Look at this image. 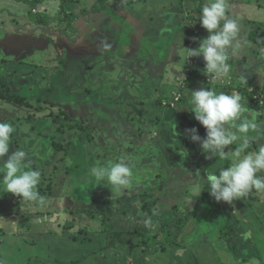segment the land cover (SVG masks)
<instances>
[{
    "label": "crops",
    "instance_id": "crops-1",
    "mask_svg": "<svg viewBox=\"0 0 264 264\" xmlns=\"http://www.w3.org/2000/svg\"><path fill=\"white\" fill-rule=\"evenodd\" d=\"M36 1L0 0V4L14 3L17 6L12 11L10 9L8 11L7 6L1 8V14L7 17L20 16L28 7L27 13L32 7L36 8L38 12L43 11L40 15L45 14L47 17L43 26L54 28L60 36V29L63 26L57 28L54 25L56 20H52L51 14L56 13L58 8L63 6L66 8V13L76 14L79 11L84 16L87 11L95 9L89 6L92 7L96 0H44L41 3ZM35 2L36 5H33ZM204 3L205 0H106V7L103 10L105 16L117 22V25L114 24L115 30H123V32L127 30L130 38L134 36L132 40L143 45L148 44L153 49L152 54L156 53L155 57L165 62L164 76H160L162 72L154 73L158 74L155 78L157 82L152 83V91L156 98L165 97L172 90V88L159 89L165 80L172 79L175 74L183 77L186 68L190 66L191 69L197 68L196 71L190 72V74L195 73L194 79L191 78L194 81L183 90L179 107L162 109L165 116L161 118L162 121L154 124L155 138L152 141L155 142L160 153L158 162L154 159L149 164L150 167L154 165L155 169L159 170L158 175L163 168L168 170L172 167L174 171L179 172L173 176L175 184H172V190L186 196L182 198L186 207L179 206L177 210L181 215L173 212L169 208L171 204L167 206L163 200L156 201L152 213H145L141 202L138 205V199L133 194H127L124 201H118L119 208L110 210L112 212L109 216L105 215V223H101L99 216L93 215L90 224L77 228L87 233L85 237L76 238L72 233L75 231L73 230L75 226L65 225L55 228L52 226L47 229L45 218L34 217V221L37 222L30 224L29 228L28 221L25 220L26 215L31 216L41 212L44 207L37 208L38 206H35L37 202H25L18 196L4 193L0 186V264H70L71 261H76L74 264H264V195L253 191L248 197L234 200L232 205L223 201L217 202L210 196L207 191L209 186L203 179H206L207 172L217 171L220 167L226 168L228 162L215 157L211 160L205 159L199 142H192L183 134L185 129L197 126L198 122L194 119V114L183 106L188 98L187 92L209 87L217 93L224 92L229 95L239 93L242 97H246L248 110L243 114L242 119L255 125V128L247 133L248 151L258 150L260 146H264V109L260 108L253 101V95L246 91L249 86L257 91L264 90V67H261L259 60L264 61V49L256 47L251 37L253 35L250 36V33L255 34L259 27L264 29V0H229V16L237 20L239 28L235 42L239 47L234 52H230L228 60L231 73L234 66H239L238 61L242 64L241 69L239 67L238 70L235 69L233 73L235 80L230 85L221 83V79L225 77H215V80L209 78L211 76H208L209 79L205 76L201 78V70L205 66L202 56L187 58V48H197L199 39L207 35L198 20ZM78 4L81 6L78 7ZM91 25L94 26L95 23ZM101 27L104 32L108 30L105 24ZM246 27L250 30L249 35L245 34ZM37 33L36 36L31 35L34 45L49 37L48 32L38 36ZM105 36L106 33H100L102 41L106 40ZM130 38L125 42L123 33L116 37L124 44L129 43ZM124 55L128 58L129 53ZM255 62L260 68H256ZM9 65L15 66L14 62ZM196 73L201 76L197 77ZM28 116H19L10 111L1 117L0 122L11 123L16 129L11 137L9 152L23 149L28 153L27 161L30 167L41 173L37 188L39 192L42 191L41 196L45 197L43 204L46 208L49 209L53 205V200L64 204L73 203V200L77 203L84 202V191L89 187L87 182V184H77L74 179L67 186L62 184L51 188L48 185L47 191L42 188L41 184H53L56 181L54 173L58 169V163L53 164V162L58 158L54 159V150H52L56 142L45 139L34 120L29 122L33 117L29 116L28 122L25 123L24 118L27 119ZM172 119L178 125L180 134L177 137L172 134L170 128ZM196 129L202 138L206 135L204 129ZM55 146L59 147L58 144ZM76 148L77 144H73L64 152L75 156ZM228 148L234 149L235 145H229L225 151ZM47 153L49 159L43 157ZM150 157L153 158L152 155ZM186 164L192 165L194 171H191L192 168ZM65 165V175L76 166ZM196 170L200 171L201 176L195 175ZM90 173L85 170V173L80 174L85 177ZM190 173L194 175L193 182ZM2 175L0 173V177ZM258 175L264 176V172ZM182 176L185 177L184 182L181 181ZM55 184H61L60 180ZM188 184L198 185V188H194L191 194ZM138 186L133 184V188H137L136 193ZM200 188L204 190L199 195ZM15 204L18 206L17 212H8L7 209ZM21 208L23 209L20 210ZM146 218L151 220L150 227H145L143 223ZM109 231L121 232L114 246L111 247L107 245ZM245 233H250V238L245 239Z\"/></svg>",
    "mask_w": 264,
    "mask_h": 264
},
{
    "label": "rangeland",
    "instance_id": "rangeland-1",
    "mask_svg": "<svg viewBox=\"0 0 264 264\" xmlns=\"http://www.w3.org/2000/svg\"><path fill=\"white\" fill-rule=\"evenodd\" d=\"M102 1L96 0L92 7L90 5L89 8L95 9L87 11L88 13L84 16L79 11L76 14L73 12L71 14L63 13L61 11L62 7H59L57 12L53 14L52 20H56L54 25L57 28L63 25L59 22L60 19L67 21L66 24L69 23L68 28L61 29L65 37L63 35L59 36L58 31L55 32L54 28H46L43 25L39 26L34 22L35 17H44V15H35L36 13L33 11L32 14L30 13V17L28 15V17L24 18L29 7L20 16L14 15L8 17L17 19V22L24 26L22 30H19L22 33V37H24L22 42L27 40L28 43L33 44L30 40L33 38L31 35L36 36L37 32V36L44 32H48L47 35L49 36L45 41L40 40L39 43H36L33 48L34 51L28 57L29 64L33 62L36 65H41V67L31 70V67L28 65L23 72L25 75L32 73L33 70L38 72L35 86L28 92L26 86L20 85L18 87L21 97L29 95L27 99L32 104L28 106L24 105V103L15 104L14 102H10V105H7L9 111L17 113L19 116L29 115L31 117H33V113L35 114L34 106L38 107L36 108L38 109L36 116L31 118L29 122H33L34 120L36 125L42 130V136H45V139L48 141L50 139V141L56 142L59 145L58 148L55 145L52 148L54 150V159L58 158V160L56 159L53 162V164L58 163V169L54 173L56 181L53 184H41L42 188L47 191L49 189L47 188L48 185L51 188L62 184H66L67 186L74 179L77 184H89V187L84 191V202L82 203H77L73 200V203L66 202L64 204L60 201L54 202L53 200V205L48 209L43 203L36 201L37 205L35 206H38L37 208L44 207V210L31 216L26 215L25 220L28 221L27 226L29 228L30 224L32 225L37 222L34 221V217L45 218L48 226L47 229H50L49 227L52 228V226L55 228L56 226L64 227L65 225H71L75 226L73 227L75 231L72 232L75 237L84 238L87 233L77 228H82V226L84 227L88 223L90 224L93 215L99 216L101 223H105V215L109 216L112 212L110 210L119 208L120 203L118 201H124L127 194H133L139 201L138 205L141 202L140 193L147 192L148 190L149 192L153 191L154 194L160 197L166 198L167 196L162 195V192L167 186L172 188V184H175L173 177L170 178L168 174L171 172L175 175L179 174L178 171L171 169L165 170L167 172H161L163 175L168 176L163 186L158 176L155 179H149L147 174L144 178H138L135 175V167L140 168L146 164H150L151 160H159V148L152 141L155 138L153 134L155 129L154 124L157 121L156 112L157 106H159L155 101L157 98L152 91V83L156 80L155 78L158 74H154L152 69L159 65L163 75L166 64L159 57H153L152 50H143L145 53H137L132 57L131 55L136 51L138 42L131 40V44H124L120 43L121 39H116V37L123 33L124 36H127L123 40L128 42L127 40L130 36L128 31L123 32V30L114 29V24L117 25V22L111 21V19L105 16L103 12V5L105 3L102 5ZM5 6H7L8 11L9 9L10 11L15 10L17 7L14 3ZM79 6L81 5L78 4ZM63 9L65 12L66 8L63 7ZM32 16L35 17L32 18ZM12 23L16 24L15 20H12ZM91 23H95V25L92 26ZM104 24L108 29L106 32L101 29V26ZM90 26L91 28L93 27L91 33L88 31L91 29L89 28ZM259 29L261 31L255 33L257 35L263 34L264 29L260 27ZM13 32L15 33V30ZM101 32L103 34L106 33L105 41L101 40ZM249 33L250 30L246 27L245 34L249 35ZM251 35L255 36L253 32L250 33ZM14 39H17V37ZM259 48L264 49L262 45ZM127 53H129V57L125 58L124 54ZM112 58H115V61H111ZM131 59L142 63L143 68H139L138 71L135 69L134 73L131 69L133 67ZM259 60L261 67H264V61L262 59ZM122 62L121 67L120 64ZM237 63H239V66H234L233 73L235 69L238 70V67L242 68V64L239 61ZM254 65L256 68L259 67L256 62ZM123 67L125 76L122 75ZM233 73H228L227 78L222 79L223 83L233 82L235 80ZM172 77L168 81L165 80V83L159 89H170L174 86L179 88L182 86L183 78L179 74H175ZM53 78L56 81L51 87L50 84ZM24 79V77L17 80L14 79V84H22L20 82ZM122 79L126 81L124 84H121ZM141 81L142 83L139 84ZM86 88L91 89V93L87 92ZM180 93L177 92L176 94L179 95ZM171 94L170 91L165 97L174 98L176 95L175 91ZM137 96H139L138 98L141 97L142 103L132 101ZM179 96V100H181L182 95L180 94ZM113 97L116 98L117 103L111 101ZM27 99L24 97L23 101ZM68 124L86 126L90 129L91 136L81 140L82 129L80 127L67 128ZM195 128L205 129L199 122H197ZM79 140L81 141L79 142ZM73 144H77V155L75 156L64 152L66 149H69L70 145L73 146ZM45 147L47 151V146L45 145ZM43 157L49 159L48 153ZM121 159L132 170L131 183L129 187L122 190H117L111 185L107 186L104 182L96 184V178L92 173L86 174L85 177L80 174L81 172L85 173V170L91 172V168L97 161L104 164L108 160L119 161ZM65 164L76 166L69 174L65 175ZM188 166L192 168L191 171H194L192 165ZM191 176L193 182L195 178L194 175L191 174ZM181 178V181L184 182L185 177L182 176ZM58 180H60L61 184H55ZM133 184L139 185L138 193H136L137 188H133ZM178 185L185 186L183 184ZM187 186L191 194L194 188H198V185L194 184H188ZM75 198L78 197L75 196ZM149 200L153 199L150 198ZM166 202L167 206L171 204L169 208L173 212L181 215L177 213V209L185 201L181 200L178 202V205H175L176 203L172 199L166 200ZM17 208L18 206L15 204L10 209L8 208L7 211L17 212ZM69 263L74 264L76 261Z\"/></svg>",
    "mask_w": 264,
    "mask_h": 264
},
{
    "label": "clouds",
    "instance_id": "clouds-1",
    "mask_svg": "<svg viewBox=\"0 0 264 264\" xmlns=\"http://www.w3.org/2000/svg\"><path fill=\"white\" fill-rule=\"evenodd\" d=\"M229 7V0H205L198 20L207 35L199 39L197 48H187V58L203 57L205 66L201 71L207 77L226 76L230 70V52L238 47L235 43L239 31L238 22L229 16ZM249 88L246 91L250 94L257 91L254 88V91H250ZM187 93L188 98L183 106L194 114V119L205 128L206 135L202 138L195 127L185 129L183 134L192 142H199L205 159L215 157L228 162L226 168L220 167L217 171L206 173L203 181L209 186L207 191L210 196L217 202L232 205L234 200L248 197L253 191L264 195V176L258 175L264 172V146L248 151L247 133L255 125L242 119L248 110L246 97L239 93H217L209 87ZM170 128L175 137L180 134L177 122L173 119ZM15 131L11 123L0 122V173L3 174L0 186L4 193H11L25 202L44 203L45 197L40 195L37 188L41 173L30 167L28 153L23 149L9 152V144ZM229 145H235V148L225 151ZM91 173L96 178V184L104 182L117 190L127 188L131 183L132 170L122 159L108 160L104 164L97 161L91 168ZM195 175L201 176L200 171L196 170ZM202 190L204 189L199 191V195ZM143 223L145 227H150V218H146ZM244 238H250V233H245Z\"/></svg>",
    "mask_w": 264,
    "mask_h": 264
},
{
    "label": "water",
    "instance_id": "water-1",
    "mask_svg": "<svg viewBox=\"0 0 264 264\" xmlns=\"http://www.w3.org/2000/svg\"><path fill=\"white\" fill-rule=\"evenodd\" d=\"M43 1L44 0H37L36 2H40L41 3ZM36 2L33 3V5H36ZM5 5H7V4H1V6H0V61H3L5 63H10V64H12L14 62V65H16V67L18 68V73L22 77L25 78V82H21L22 83L21 85L26 86V90L28 92L32 87L35 86V80H36V77L38 76V72L36 70H33V72L29 73L28 75L23 74V72L26 70L25 68H27L28 65L31 67L30 68L31 70L33 68L35 69V68L41 67V65H33L32 66V65L28 64L29 63L28 57L31 55L32 51H34L33 48H34L35 45H33L30 42L28 43L27 40L22 42L24 40V37H22V33L19 30H22V28L24 26L22 24H20L19 22H17V19H11V18H8L6 15H2L1 14L2 13L1 8H3V7L5 8L6 7ZM33 11L36 13L35 15L43 13V11L39 10L40 12H38L37 9L33 8V7L30 9L29 13L32 14ZM29 13H27L24 16L28 17ZM51 15L53 17V14H51ZM29 17H30V15H29ZM33 17H35V16H33ZM46 19H47V17L44 14V17H35L34 18V22L37 23L39 26L45 25L44 22H42V21L43 20L46 21ZM12 20H15L16 24L12 23ZM64 22H67V21L64 20ZM89 28H91V26ZM101 29H102V27H101ZM14 30H15V33L13 32ZM88 31H89V33H91L93 30L91 28ZM13 37L14 38L17 37V39H14ZM133 37L134 36H131V38L129 37L130 38V40H129L130 44H131V40H132ZM126 38H127V36H124V39H126ZM190 45H191V43H190ZM154 49H157V48H154ZM143 50H147L148 51V50H153V49L148 44L147 45H143V44H140L138 42V44L136 45V51L137 52L135 51L134 54H132L131 56L133 57L137 53H145V51H143ZM139 51H142V52H139ZM154 54L152 55L153 57L157 55L156 53H154ZM15 56L20 58L19 60H25L24 61L25 64L20 63L18 59H15ZM149 57H150V55H149ZM111 61H115V58H112ZM131 61H132V64H133V67H131V69L133 70L134 73H135V69H136V71H138L139 68H143V64L142 63H139V62H137L136 60H133V59H131ZM0 64H1V62H0ZM122 64H123V62L120 64L121 67H122ZM191 67L192 66L186 68V70H185L186 72H185V75L183 76L185 79L183 78V80H182V86L179 87V88L174 86L172 88V90H171L172 94L175 91V94L177 92L178 93L181 92L180 94L183 95L184 94L183 90L185 89V87H189V86L186 85V80L194 78L195 73L190 74V72L197 70V68L194 67V69H191ZM152 70L155 71L154 73L162 72L161 67L159 65L156 66L155 68H153ZM122 75H124V76L126 75L124 73V67L122 68ZM196 75L198 77V76H201L202 74L198 75L196 73ZM160 76H163L162 73H161ZM55 81H56L55 78H53L51 80V84H50L51 87L55 83ZM121 81H123V79ZM154 82H157V80L153 81V83ZM141 83H142V81L139 82V84H141ZM177 95L178 94H176L174 98H172V97H158L155 100L157 105H159V106H157V113H156V115H157L156 116V120L157 121H159V122L162 121L161 118L165 116V113H163V110H165V109H168V110L169 109H176V108L179 107V105L181 104V100H179L180 96L179 95L177 96ZM24 97L28 98L29 95L24 96ZM138 97L139 96L134 98L132 101L135 102V103H142L141 97L140 98H138ZM111 101L112 102L115 101L117 103V100H116L115 97L112 98ZM34 107H35V114L33 113V118L36 116V113H37V110H38V109H36L38 107H36V106H34ZM260 108L264 109V107H260ZM262 111L263 110H261V112ZM259 116H260V114H259ZM261 118H262V116H261ZM205 131L206 130L204 129V132ZM135 134H136V132H135ZM170 169L174 170L172 167H170ZM158 171L159 170H156L154 165L150 167L149 164H146V165H144V166H142L140 168L139 167H135V171L134 172H135V175L138 176V178H144L146 174H147L148 178L152 177L151 179H155L158 176L160 178V183L163 186V185H165V182L167 181L168 176L163 175L161 172H167L168 170L164 171V169H163V171L159 172V175H158ZM168 175H169L170 178H172L174 176V174H172V172L169 173ZM147 185H150V184H147ZM147 188H149V187H147ZM140 194H141L140 195L141 205L143 203L142 199L145 196H147L146 197L147 202L152 201V200H149L150 198H152L153 200L160 199V200H163L164 202H166V200L168 201L169 199H172V200L175 201V203H177V201H179V200H177V194H181L182 195L180 201L182 200L183 197L184 198L186 197L182 193H176V194L172 193V190H171L170 186H167V188L164 189V191L162 192V195L167 196L166 198H163V197H160V196L154 194L153 191L149 192V190L147 192H141ZM170 194H172L173 198L171 197ZM177 210H179V207H178Z\"/></svg>",
    "mask_w": 264,
    "mask_h": 264
},
{
    "label": "trees",
    "instance_id": "trees-1",
    "mask_svg": "<svg viewBox=\"0 0 264 264\" xmlns=\"http://www.w3.org/2000/svg\"><path fill=\"white\" fill-rule=\"evenodd\" d=\"M98 1V0H97ZM102 1V0H101ZM103 3H105V5H103ZM101 4L103 5V7L105 8L106 7V0L102 1ZM61 11L63 13H66L64 12V9H63V6H62V9ZM71 14V13H70ZM39 20V19H38ZM59 21L62 22V28H68V24H66L67 22H64V19H60ZM44 22V20L42 21ZM66 24V25H64ZM258 32L260 31V29H256ZM60 34L62 35L63 33H61V29H60ZM264 34V33H263ZM263 34H260V35H257V33H255L254 35L255 36H252V39L255 41V43H257L259 46L262 45L264 47V37H263ZM63 36L65 37V34H63ZM67 38H68V35H67ZM15 59H20L18 58L17 56H15ZM25 60H19L20 63H23L25 64L24 62ZM1 64H0V121H1V117L5 116L8 112H10L7 107V105H10L9 103L10 102H14L15 104H23L24 105H28L30 106L32 104L31 101H29L26 97L27 100H24V96L21 97V95L19 94V90H18V87L21 85V84H14V79H19V78H23L19 73H18V68L17 67H12L10 66L9 64L10 63H5L3 61H0ZM29 64V63H28ZM30 65H36L34 64L33 62L30 64ZM10 66V67H9ZM59 76V75H58ZM62 77V76H60ZM194 79V78H193ZM193 79H189V80H186V85L189 86V85H192L193 83ZM22 82H25V79L22 81ZM126 81H121V84H124ZM21 83V82H20ZM86 91L87 92H90L91 93V89L89 88H86ZM250 93V92H249ZM114 98V97H113ZM5 103H7L6 105H4ZM2 104V105H1ZM5 107V109H4ZM23 118V117H22ZM30 117L28 116L27 119L24 118L25 120V123L28 122V119ZM58 119V118H57ZM59 120V119H58ZM69 128H77V127H80L82 129V136L80 137L81 140L82 139H86L88 136H91L90 135V129L87 128L86 126H82L81 124H68ZM87 130V131H86ZM80 140V141H81ZM51 147H52V143L49 144ZM56 145V144H55ZM49 147V146H48ZM50 148V147H49ZM40 195H42V191L40 190ZM146 197H143L142 199V207L144 209V212L145 213H152L153 212V205L151 206L149 202H147L146 200ZM181 224H183V220H181ZM121 235V232H113V231H109V234H108V242H107V245L108 247H111V246H114L115 244V241L117 240V238Z\"/></svg>",
    "mask_w": 264,
    "mask_h": 264
},
{
    "label": "flooded vegetation",
    "instance_id": "flooded-vegetation-1",
    "mask_svg": "<svg viewBox=\"0 0 264 264\" xmlns=\"http://www.w3.org/2000/svg\"><path fill=\"white\" fill-rule=\"evenodd\" d=\"M255 44H256V47L259 48V45H258L257 43H255ZM260 46H261V45H260ZM229 74H232V73H231V70H229ZM204 76H205L206 78H208V77H207L206 75H204L203 72H202V77H201V78H205ZM226 76H227V75H226ZM226 76H224L225 79L227 78ZM209 78H213V79L215 80V77H214V76H211V77H209ZM209 78H208V79H209ZM226 81H227V80H226ZM221 83H223V80H222V79H221ZM226 84L230 85V84H232V82H229V83H226ZM59 120H60V119H59ZM163 169H164V171L166 170L165 168H163ZM171 190H172V188H171ZM175 191H176V190H172V193L176 194ZM170 195H171V197L173 198L172 194H170ZM181 197H182L181 194H177V200H180ZM157 200H160V199H157ZM157 200L149 201V203L151 202L150 205H151V206L153 205V208H155V204H156V201H157ZM176 205H178V203H176ZM179 206H180V207H184V206L186 207V204L179 205ZM179 206H178V207H179ZM180 209H181V208H180ZM180 212H181V211H180ZM177 213H179V211H177ZM179 214H180V213H179Z\"/></svg>",
    "mask_w": 264,
    "mask_h": 264
},
{
    "label": "built area",
    "instance_id": "built-area-1",
    "mask_svg": "<svg viewBox=\"0 0 264 264\" xmlns=\"http://www.w3.org/2000/svg\"><path fill=\"white\" fill-rule=\"evenodd\" d=\"M250 91H254L253 87L249 88ZM254 102L259 106L264 107V91H255L253 94Z\"/></svg>",
    "mask_w": 264,
    "mask_h": 264
}]
</instances>
